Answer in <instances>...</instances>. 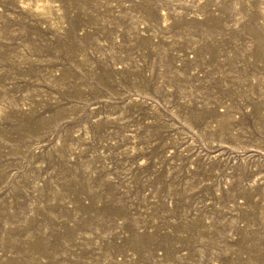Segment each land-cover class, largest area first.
I'll list each match as a JSON object with an SVG mask.
<instances>
[{
  "label": "rangeland",
  "instance_id": "rangeland-1",
  "mask_svg": "<svg viewBox=\"0 0 264 264\" xmlns=\"http://www.w3.org/2000/svg\"><path fill=\"white\" fill-rule=\"evenodd\" d=\"M0 264H264V0H0Z\"/></svg>",
  "mask_w": 264,
  "mask_h": 264
}]
</instances>
